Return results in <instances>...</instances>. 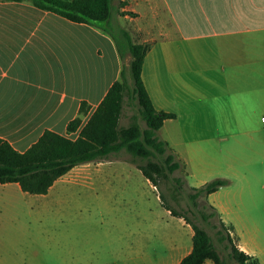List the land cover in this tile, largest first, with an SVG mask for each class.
<instances>
[{"label": "crops", "instance_id": "1", "mask_svg": "<svg viewBox=\"0 0 264 264\" xmlns=\"http://www.w3.org/2000/svg\"><path fill=\"white\" fill-rule=\"evenodd\" d=\"M122 1L121 11L137 16L131 30L121 27L133 42L149 43L142 71L145 87L157 110L175 115L159 129L163 140L183 168L180 155L187 149L176 140L179 147H171L174 129L188 141V152L212 158V168L221 169L215 156L225 153L222 178L233 187L226 203L214 199L210 205L222 216L235 214L230 225L224 224L232 228L236 246L263 264L264 0ZM116 36L123 60L114 39L98 27L30 2L0 1V138L21 153L46 130L76 139L80 129L68 134L67 125L78 116L81 103L91 108L84 125L121 79L124 65L132 82L127 73L132 57L123 37ZM200 124L217 126L216 135L198 129L183 139L186 126ZM94 163L74 167L50 190L65 176L69 183L84 185L104 167L101 161ZM200 168L206 166L201 163ZM253 187L258 198H245L243 191ZM21 191L18 183L0 184V214L9 211Z\"/></svg>", "mask_w": 264, "mask_h": 264}, {"label": "rangeland", "instance_id": "2", "mask_svg": "<svg viewBox=\"0 0 264 264\" xmlns=\"http://www.w3.org/2000/svg\"><path fill=\"white\" fill-rule=\"evenodd\" d=\"M120 1L114 0L112 18L106 25L119 36V28L123 26L131 30L133 24L130 22L137 16L128 11L126 19L120 13ZM127 73L131 77L129 67ZM129 85L132 86V82ZM134 123L146 127L137 102L126 95L119 128ZM216 127L200 124L188 129L186 126L182 137L196 135L198 129H209L211 136H215ZM157 135L163 140L159 130ZM172 136L171 147H179L174 144L176 140L182 143L181 148L187 149L180 155L186 169L181 167L161 178L158 186H154L137 167L146 164L147 159L122 150L101 160L103 169L92 173L84 185L69 183L70 178L65 176L46 195L21 191L17 194L19 200L10 205L9 211L0 214V264H177L192 248L194 232L184 218L170 214L161 195L165 204L204 227L221 256L234 262L230 257L231 243L219 239L213 224H219L221 219L230 225L229 219L235 214L222 216L218 213L219 217L210 218L209 222L204 221L200 214L205 201L212 204L217 199L226 203L232 183L219 189L216 197L199 198L198 208L190 199L191 188L222 178L223 169L227 171L225 153H216L215 156L221 169L212 168L209 166L211 157H197L193 150L188 152V141H182L178 129H174ZM207 145L205 147L210 151ZM98 163L100 161L94 164ZM201 163L206 166L205 170L200 168ZM196 166H199L197 170ZM243 192L245 198H258L257 187ZM206 211L210 213V210ZM256 213L250 212L251 215Z\"/></svg>", "mask_w": 264, "mask_h": 264}, {"label": "trees", "instance_id": "3", "mask_svg": "<svg viewBox=\"0 0 264 264\" xmlns=\"http://www.w3.org/2000/svg\"><path fill=\"white\" fill-rule=\"evenodd\" d=\"M0 1L30 2L42 10L56 13L72 22L98 27L114 39L122 60L124 58L117 36L106 27L112 18L114 0ZM124 5L125 2L120 1V6L124 7ZM120 13L126 15L129 12L120 11ZM119 32L132 57L129 65L132 86L127 80L124 65L121 79L111 86L84 125L83 117L89 114L91 108L86 102H82L78 116L67 125L68 134L80 129L76 139L46 130L36 143L21 153L7 140L0 138V184L18 183L25 193L46 195L54 183L74 167L101 161L122 150H126L135 157L147 159L146 164L137 165V167L154 186H158L161 178H166L168 174L181 169L182 165L169 149L168 143L157 135L164 121L174 118L175 115L155 108L142 78L149 43L133 42L130 34L122 27L119 28ZM126 95L137 102L140 117L146 124L145 128L138 123L119 128ZM183 181L185 185L186 182ZM230 184L231 181L226 178H216L199 188H191L192 205L198 208L199 198H206ZM160 198L167 210L173 216L184 218L194 232L192 250L180 264H204L207 260L215 264H259L255 257L239 250L230 234L232 228L226 226L221 219L219 224H213V227L216 228L221 241L228 240L231 243L230 257L234 262L221 256L204 227L188 220L183 214L165 204L162 195ZM206 210H210V213ZM200 214L206 222H209L210 218L219 217L218 211L208 201L202 204Z\"/></svg>", "mask_w": 264, "mask_h": 264}, {"label": "built area", "instance_id": "4", "mask_svg": "<svg viewBox=\"0 0 264 264\" xmlns=\"http://www.w3.org/2000/svg\"><path fill=\"white\" fill-rule=\"evenodd\" d=\"M262 121L264 122V117L262 118Z\"/></svg>", "mask_w": 264, "mask_h": 264}]
</instances>
